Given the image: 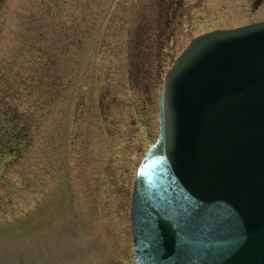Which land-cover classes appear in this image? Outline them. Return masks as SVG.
<instances>
[{
	"label": "rangeland",
	"instance_id": "1",
	"mask_svg": "<svg viewBox=\"0 0 264 264\" xmlns=\"http://www.w3.org/2000/svg\"><path fill=\"white\" fill-rule=\"evenodd\" d=\"M259 21L264 0H0V264H135L165 74L195 37Z\"/></svg>",
	"mask_w": 264,
	"mask_h": 264
},
{
	"label": "water",
	"instance_id": "2",
	"mask_svg": "<svg viewBox=\"0 0 264 264\" xmlns=\"http://www.w3.org/2000/svg\"><path fill=\"white\" fill-rule=\"evenodd\" d=\"M134 181L136 264H264V22L195 37L167 71Z\"/></svg>",
	"mask_w": 264,
	"mask_h": 264
},
{
	"label": "trees",
	"instance_id": "3",
	"mask_svg": "<svg viewBox=\"0 0 264 264\" xmlns=\"http://www.w3.org/2000/svg\"><path fill=\"white\" fill-rule=\"evenodd\" d=\"M0 150H2L1 146H0ZM11 150H13V149L11 148ZM14 152H15V151H14Z\"/></svg>",
	"mask_w": 264,
	"mask_h": 264
}]
</instances>
